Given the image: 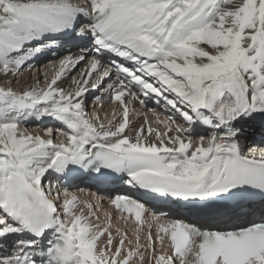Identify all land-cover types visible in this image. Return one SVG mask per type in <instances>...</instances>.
<instances>
[{
	"label": "snow or ice",
	"instance_id": "1",
	"mask_svg": "<svg viewBox=\"0 0 264 264\" xmlns=\"http://www.w3.org/2000/svg\"><path fill=\"white\" fill-rule=\"evenodd\" d=\"M64 38L85 47L58 67L49 61L55 71L43 74V87L10 86ZM85 62L74 89L58 86ZM108 81L122 118L105 125L96 115L93 123L86 97ZM149 98L173 113L158 118L164 132L147 119L130 128L132 101ZM45 118L64 127L47 129V138L21 127ZM244 119L264 121V0H0V264H144L149 250V264H264V221L190 222L247 216L257 206L264 213V150L244 154L234 127ZM198 126L212 134L194 140ZM86 177H115L185 219L154 214L142 245L146 204L117 194L111 203L134 214L137 228L134 246L119 229L114 244L109 225L89 222L94 206L69 190ZM166 238L171 254L157 253L155 242Z\"/></svg>",
	"mask_w": 264,
	"mask_h": 264
},
{
	"label": "bare ground",
	"instance_id": "2",
	"mask_svg": "<svg viewBox=\"0 0 264 264\" xmlns=\"http://www.w3.org/2000/svg\"><path fill=\"white\" fill-rule=\"evenodd\" d=\"M73 3H79L82 6H84L85 0H73ZM80 22L83 24V23H86L87 21L84 20L83 17H81ZM84 47H85L84 41H80V40H77L74 38H64L62 46L59 47V49L55 53H48L47 55L40 56L38 59L32 61V65L35 66V68H32L33 67L32 66L31 67L32 69L29 67L28 69L21 71L19 73V81L21 82V87L19 89H14V88L13 89L19 91L22 89H28L30 87H36V88L43 87L45 85V83H44V80L43 79L40 80V78L43 77V74L45 72H47L48 73V79L49 78L51 79V76L54 74V71H55V69L49 64V61L56 63V66L58 67L59 59H62L63 57H65L68 54H72L73 56L79 55L80 53L78 52V49H80V48L82 49ZM56 55H60V56H58L57 60H55ZM61 56H63V57L61 58ZM39 63H44V65L42 64L43 66H41V68H40ZM85 66H86V62L81 63L76 67L77 68L76 74L74 76L72 75L73 77L69 80V82H67V86H66L65 90L74 89L75 85L72 83V80L74 78L75 79L80 78L79 77L80 73L83 69H85ZM71 73H73V72H71ZM71 73L68 76L64 77L61 81L58 82L59 87L63 88L65 78L71 76ZM7 79L11 80L12 76H9ZM115 79H116L115 76H113V80H115ZM111 82L112 81L106 82L105 86L98 91L89 92V94L86 97V102H85L86 111H87L88 115L93 118V123H98V121L95 120V116L97 114L100 117V121H102L103 123H105V125H107L108 121L113 118V116H114L113 113L118 110V107H117L118 102H115V101L110 99L111 93L107 90V83H111ZM5 83H6V81H5ZM97 94H103L104 96L106 95L107 101L102 102L103 100H101L100 102L92 103V106L89 105V107H88L87 103L90 101V99L92 97H94ZM147 102L150 103L149 105L152 108V109L150 108V113H145V110L138 107L135 100L132 101V103L130 105V109L132 108V112H129L130 128L131 129L139 128L140 125L144 124L145 119H147V121L150 122V125L153 129H158L159 131L164 132L165 128L162 124L158 123V118H159V120L167 121L169 116L173 115V113L170 110L166 111L164 109V106L162 103L157 104L155 102V100L152 98H149ZM104 103H106V105L104 107L105 111L102 109L103 108L102 105ZM148 107L145 109H148ZM99 108H101V109H99ZM98 110L101 111V112H99L100 114L97 113ZM110 111H112V112H110ZM108 112H110L111 115L108 118H106L105 114L107 113V116H108L109 115ZM139 113L141 115H139ZM112 114H113V116H112ZM115 116H116V114H115ZM121 118H122V112H119V114H117V117H116V120L114 121V123L120 121ZM33 120H35V119H29V120H27V122H30ZM44 120H42V121L36 120L37 121L36 124L33 127H30L28 132L33 133V134H40V135L44 136V138H47V136H46V130L47 129H52L55 132L57 129L60 128V127H58L56 130H54L55 124H57L56 121H51L50 119H47V118ZM48 120H50V123L47 124L46 126H43V124L46 123ZM245 120L246 119L239 120L234 125V127L239 130V135L236 137V139L239 141L241 147L243 148V146H245V144L247 143L249 145L248 146L249 148L257 149V151L258 150H264V137L255 136L252 133L255 132L256 129H253L252 126L248 127V124L251 125V122H252V123H254L255 127L259 126V128H261L264 131V121H261L260 119L247 120V121H249V123H248ZM176 121H181L180 118L178 117V115L176 117ZM207 131H209V133H207ZM193 134L198 135L197 137L204 136L205 138H207L208 136H210L212 134V130L211 129L207 130L206 128L198 126L197 129L192 133V136H193ZM194 140H196V139H194ZM261 145H263V146H261ZM248 150H247V152H245L246 155H255V156L259 157L261 154V151L252 152V151H250V149H248ZM49 180H52L53 183H55L54 174L49 175L45 179L46 183ZM76 187H78V186H76ZM75 195H77L79 200L82 202L81 206H83L84 203H91L94 206V215L89 217V222L91 224H93V225H96V224L109 225L110 226V231L112 232V235L114 237V244H117L119 242L120 236L119 237L116 236L117 229H119V231L120 230L124 231V235L126 234L127 237L129 235L132 236V239H131L132 245L131 246H134L135 241H136V231H135L136 228H134L135 226L132 225V228H130V224H127V223L124 224L125 218H123L121 216L112 215V217H108L107 213H106V211L109 213L108 207L106 205H104V203H102L101 201H98L96 199L92 200V198H89L91 195H89V194L80 195L78 193H75ZM84 212H85V215H87L88 209L86 207L84 208ZM97 217H98V219H97ZM141 229H142L141 235L143 237H145V239L143 238L144 242L140 241V243L142 245H144L145 243L147 244V235L149 232L148 226L143 225V226H141ZM126 230H129L128 233ZM129 232H130V234H129ZM121 233H120V235H123ZM106 239H107V236L105 235L104 237L101 238V241H103V240L106 241ZM100 244L103 245V242H101ZM125 245H126V247L129 246L128 243H126ZM165 246H166V243L164 242L163 245L159 246L158 252L157 251L156 252L157 253L167 252ZM141 250L144 251L143 248ZM146 254L150 255V250ZM147 261H148V259H145L144 263H146ZM148 264H149V261H148Z\"/></svg>",
	"mask_w": 264,
	"mask_h": 264
},
{
	"label": "rangeland",
	"instance_id": "3",
	"mask_svg": "<svg viewBox=\"0 0 264 264\" xmlns=\"http://www.w3.org/2000/svg\"><path fill=\"white\" fill-rule=\"evenodd\" d=\"M58 56H60V55H56V59L55 60H57L58 59ZM54 57V56H53ZM62 58V57H61ZM44 65V63H39V67L41 68V66H43ZM47 64V63H46ZM29 67L28 66H26V67H24L21 71H23V70H25V69H28ZM32 68H35V66H33ZM31 68V69H32ZM76 71H77V68H75L72 72L73 73H71V76H69V77H67V78H65V82H64V85H63V88L64 89H66V86H67V82H69V80L76 74ZM73 75V76H72ZM80 77V76H79ZM43 79V77H41L40 78V80H42ZM50 79V78H49ZM67 79V80H66ZM11 80H13V77H12V79ZM44 80V79H43ZM44 83H46V81L44 80ZM12 88H14V89H19L20 87H21V82L19 81V75L18 76H16L15 78H14V80H13V82L11 83V85H10ZM65 86V87H64ZM105 105L106 104H104L102 107V109L105 111V109H104V107H105ZM118 107V112L117 111H115L113 114L115 115L116 114V116L115 117H117V114H119V112H122V108L121 107H119V106H117ZM99 109H101V108H99ZM117 109V108H116ZM99 112H101L100 110H98V112L97 113H99ZM110 112H112V111H110ZM110 112H108V116H107V113L105 114L106 115V118H108L110 115H111V113ZM129 112H132V108L130 109V111ZM100 114V113H99ZM113 114H112V116H113ZM97 115V114H96ZM139 115H141V114H139ZM110 119V118H109ZM246 120H248V119H246ZM36 120H33V121H30V122H24V123H22L21 124V127H23V128H25L27 131L29 130V128L30 127H33L35 124H36ZM248 122V121H247ZM47 124H49V122H46V123H44L43 124V126H46ZM28 128V129H27ZM45 128V127H44ZM208 130V129H207ZM206 131V130H205ZM204 133V132H203ZM207 133H208V131H207ZM196 135L193 137L194 139H196ZM58 138V139H57ZM56 141L58 142L59 141V139H61V137H59V136H56ZM246 147H248V145H246L245 144V146L243 147L244 149H246ZM44 184H45V186H47L46 185V181L44 180ZM128 231V230H127ZM117 233V232H116ZM119 233H121L120 231H119ZM128 233V232H127ZM129 234H130V232H129ZM116 236H120V235H118V234H116ZM144 239H145V237H143ZM132 239V236H126V240H125V244L126 243H128V241L129 240H131ZM144 239H141V242H144ZM104 241L105 240H103V241H101L100 240V242L99 243H101V242H103L104 243ZM146 242V241H145ZM144 244V243H143ZM135 245V244H134ZM144 245H146V243L144 244ZM159 246H160V244H158L157 242H156V244H155V249H156V251L158 252V248H159ZM150 252H151V250H150ZM148 255L149 254H146V259H148L147 257H148ZM147 264H148V261L146 262ZM146 263H144V264H146Z\"/></svg>",
	"mask_w": 264,
	"mask_h": 264
}]
</instances>
